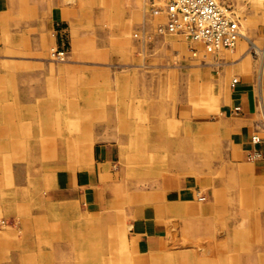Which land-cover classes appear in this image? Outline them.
I'll return each instance as SVG.
<instances>
[{"label": "crops", "instance_id": "1", "mask_svg": "<svg viewBox=\"0 0 264 264\" xmlns=\"http://www.w3.org/2000/svg\"><path fill=\"white\" fill-rule=\"evenodd\" d=\"M30 2L0 0V218H21L27 241H65L81 264H124L130 249L129 261L166 264L170 254L177 260L181 241H188L187 264H264V27L253 26L225 59L182 68L202 78L177 82L191 99L175 111L162 109L157 92L152 110L135 109L124 98L126 83L118 93L122 108L111 113L120 126L99 125L110 116L99 109L110 102V79L93 80L89 94L80 84L72 101L65 96L66 72L96 76L97 58L76 45L65 64L49 55L51 47L68 52L73 46L75 28L83 29L81 7ZM195 84L202 88L196 98ZM84 116L95 128L82 146ZM211 149L226 150L227 157L211 164ZM121 218L126 241H107L113 248L107 253L97 250L99 231L113 233ZM227 223L233 254L248 257L218 251L206 258L212 232ZM46 257L44 264H54Z\"/></svg>", "mask_w": 264, "mask_h": 264}, {"label": "rangeland", "instance_id": "2", "mask_svg": "<svg viewBox=\"0 0 264 264\" xmlns=\"http://www.w3.org/2000/svg\"><path fill=\"white\" fill-rule=\"evenodd\" d=\"M37 1L38 3H44L47 0ZM218 1L240 20L243 35L248 36L253 26L264 27V0ZM66 5L68 7H73L74 5L81 7L82 18L84 20L83 29L75 28L74 35H76V40L74 39L73 46L67 52L65 61L58 62L53 59L52 52L55 47H51L49 50L50 59L53 63L57 64L69 62L72 52L71 48L73 47L75 50V45L77 48H82V50H88L91 56L97 58L96 76L92 75L91 77L89 73L84 71L70 70L66 72L65 82L68 89L66 88L65 96L67 97L66 100L72 101L74 94H77L80 84H82L81 93L89 94L92 87L89 83H93V80L96 81L98 79L100 82L104 81L106 77L110 79L112 83L108 87L110 102H103L102 106L99 107L100 110H110V116H106L103 120L98 121L99 125L120 126L117 125L119 124V118L111 115V113L112 109L117 110L122 108V102L118 99V93L121 90V86L126 83L129 86L125 91L124 98H126L127 103L134 104L135 106L133 107L135 109L152 110L154 108L155 92H157V94H162L160 97H157L158 100L161 99L162 109L166 111L173 109L175 111L178 103L181 101L185 102L188 98L191 99V97L185 98L181 94V91L186 89L183 86L177 85V82L182 79L193 78L195 83H197L196 81L202 78L197 73L187 75V71L180 73V70L187 66L201 67L202 65H212L215 57L219 56L218 59H225L226 55L233 51L226 50L218 55H212L205 64L201 63L200 60H196L193 58L192 49L201 48V45L191 42L184 36L160 35L158 27L160 24H165L166 19L163 16L155 17L151 14L149 0H66ZM43 42L41 40L38 45H41ZM175 67L179 69V72L174 71L173 68ZM121 78H123V81H118ZM84 82L87 83L86 86H84ZM120 82L122 83L121 85ZM190 88H192L195 98L200 93L198 90L202 89L201 86H196V84ZM82 104L85 105L84 102ZM172 105H174L173 108ZM67 120L68 122L69 120L71 121V126L73 127L75 124L74 119ZM152 121L153 117L147 113L145 123L150 124ZM78 123L79 121L76 120V125H79ZM80 124L83 130L81 145L85 146L86 142L83 143V139L86 131H89L90 128L93 130L95 125L90 127L91 124L88 116L82 117ZM148 145H153V143L151 142ZM84 150L81 149V152L86 155L87 152ZM164 154V158L167 156L166 161L168 162L169 154L166 152ZM209 157L210 163L215 164L218 159L227 157V151L211 149ZM6 187V189H9L13 185H6ZM102 214L98 215L101 216ZM4 216L5 214L0 218V264H44V261L47 259L46 255L48 254L54 257V264H81V261L78 262L77 252L73 246L61 245L65 241H40V237H37V241H27L26 233L21 228V218L17 217V219L12 220L5 219ZM20 217L23 216L20 215ZM92 217V219L81 218V221L86 222L96 218ZM228 226H230L229 223H227L225 229L212 232L215 234V237H212L214 245L212 248L210 247L213 252L206 250L204 252L206 258L218 256V251L233 254L234 245L231 235L233 231L229 230ZM113 227V233L115 234L111 233L112 229L107 230L106 228H102V231H99L95 240L99 242L96 247L97 250L107 253L113 249L110 244L105 245L107 241H120V238L123 240V243L126 241L127 227L124 219L121 218V222L114 224ZM240 233L246 235L248 238L249 231L246 232L244 225L240 228ZM181 242L183 244L178 247L179 255L177 260L173 259L175 256L173 257L170 254L167 257L168 262L166 264H187L185 262V253H187L186 242L188 241ZM243 246L241 248L243 251L250 249L249 246ZM118 254L124 257L125 252L120 251ZM128 257H130V260L134 259L131 249L124 257L123 263L139 264L138 262L129 261ZM231 257H239L241 259L248 256L235 252ZM212 264H226V262H214ZM229 264L255 263L240 260L239 262L233 261Z\"/></svg>", "mask_w": 264, "mask_h": 264}, {"label": "built area", "instance_id": "3", "mask_svg": "<svg viewBox=\"0 0 264 264\" xmlns=\"http://www.w3.org/2000/svg\"><path fill=\"white\" fill-rule=\"evenodd\" d=\"M149 6L153 16L166 19L158 27L160 35L184 36L201 45L192 49L193 58L201 63L212 55L234 50L243 37L240 20L218 0H149ZM52 57L63 62L67 52L53 50ZM237 83L235 78L233 85ZM252 142L257 145L261 139L254 136Z\"/></svg>", "mask_w": 264, "mask_h": 264}, {"label": "bare ground", "instance_id": "4", "mask_svg": "<svg viewBox=\"0 0 264 264\" xmlns=\"http://www.w3.org/2000/svg\"><path fill=\"white\" fill-rule=\"evenodd\" d=\"M263 51V50H262ZM16 153V152H15Z\"/></svg>", "mask_w": 264, "mask_h": 264}]
</instances>
